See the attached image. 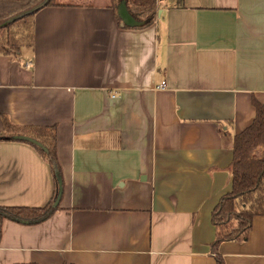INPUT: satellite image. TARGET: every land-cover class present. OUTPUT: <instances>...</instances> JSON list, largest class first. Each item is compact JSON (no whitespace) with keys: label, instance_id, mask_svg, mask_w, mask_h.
Wrapping results in <instances>:
<instances>
[{"label":"crops","instance_id":"obj_1","mask_svg":"<svg viewBox=\"0 0 264 264\" xmlns=\"http://www.w3.org/2000/svg\"><path fill=\"white\" fill-rule=\"evenodd\" d=\"M157 3L154 23L122 28L109 0H54L19 54L0 53V132L3 116L57 125L63 172L50 218L0 220V264H217L234 136L264 103V0ZM55 192L34 145L0 141V205ZM219 252L264 264V215Z\"/></svg>","mask_w":264,"mask_h":264},{"label":"trees","instance_id":"obj_2","mask_svg":"<svg viewBox=\"0 0 264 264\" xmlns=\"http://www.w3.org/2000/svg\"><path fill=\"white\" fill-rule=\"evenodd\" d=\"M44 0H0V53L19 54L21 44L11 31L18 25L27 26L33 31L34 16L41 9L23 15L14 21L12 17L31 10ZM116 18L122 28H144L156 20V0H111ZM116 2V5L113 3ZM118 2V3H117ZM54 5L49 0L45 6ZM44 6V7H45ZM126 8L134 18L127 22L120 14ZM33 40V32H31ZM256 116L233 140V159L230 169L233 175L232 190L222 196L212 212V222L216 226V239L212 243L217 264H225L219 246L225 241H247L252 230L253 218L264 215V103L253 98ZM4 130L0 141H21L34 145L49 162L56 182V192L52 201L45 206H2L0 220L10 219L21 224H38L50 218L59 210L55 204L59 191L63 189V172L57 155V125L34 126L17 125L3 116ZM23 137L33 138L43 146ZM63 193V192H62Z\"/></svg>","mask_w":264,"mask_h":264},{"label":"water","instance_id":"obj_3","mask_svg":"<svg viewBox=\"0 0 264 264\" xmlns=\"http://www.w3.org/2000/svg\"><path fill=\"white\" fill-rule=\"evenodd\" d=\"M48 1L49 0H44L40 5L36 6L35 8H33L31 10H28V11H25V12H22V13H20L19 15L15 16V17H12L11 19L8 20V22L9 21L17 20L18 18L22 17L23 15H26V14H29V13L34 12L38 8L39 9L40 8H43L48 3ZM120 14L123 16V18L127 22H129V23H133L134 22V18H132V16L128 13V11L126 10V8L121 7ZM23 138L28 139L29 141H32L34 143H37L40 146H43L40 142H38L37 140H35L33 138H28V137H23ZM62 192H63V189L61 188L60 191H59L58 197L56 199V202H55L56 205L59 204V202H60V199L62 197Z\"/></svg>","mask_w":264,"mask_h":264},{"label":"rangeland","instance_id":"obj_4","mask_svg":"<svg viewBox=\"0 0 264 264\" xmlns=\"http://www.w3.org/2000/svg\"><path fill=\"white\" fill-rule=\"evenodd\" d=\"M109 1L112 3L111 0H109ZM113 3L116 5V2H113ZM157 8H158V3L156 2V10H158ZM31 32H32V30L30 29V27L28 28V25L27 26L26 25L25 26L18 25L11 31L12 35L16 39H18V42L20 44H27L30 42Z\"/></svg>","mask_w":264,"mask_h":264},{"label":"built area","instance_id":"obj_5","mask_svg":"<svg viewBox=\"0 0 264 264\" xmlns=\"http://www.w3.org/2000/svg\"><path fill=\"white\" fill-rule=\"evenodd\" d=\"M26 66H29V67L32 66V62H30V61L27 62V63H26ZM166 86H167L166 81H162V82L160 83V85H159L160 88H165Z\"/></svg>","mask_w":264,"mask_h":264}]
</instances>
